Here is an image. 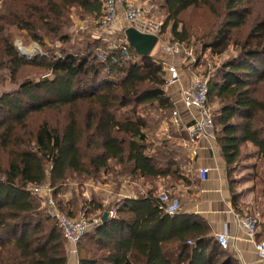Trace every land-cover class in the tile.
<instances>
[{
    "label": "trees",
    "instance_id": "obj_1",
    "mask_svg": "<svg viewBox=\"0 0 264 264\" xmlns=\"http://www.w3.org/2000/svg\"><path fill=\"white\" fill-rule=\"evenodd\" d=\"M162 2L164 31L170 27L172 41L192 48L191 33L181 17L190 9L204 8L214 19L204 50L222 56L231 44L240 49L209 77V99L220 104L215 138L226 164L233 207L238 209L241 194L230 184L233 170L252 158L250 147L258 160H264V0ZM0 3V264H68L61 229L29 189L49 184L57 190L70 179L104 177L110 185L119 186L126 179L140 184V189L110 208L96 199L80 208L76 193L66 206L58 203L71 218L79 208L88 216L116 211V218L80 241L78 264H233L209 238L202 221L186 214L171 217L159 200L160 180L169 186L188 180L183 171L186 149L171 138L160 143L155 134L158 125H170L176 108L166 91L161 61L152 54L140 56L131 47L139 62L119 69L122 79L113 87L97 57L101 40L88 44L84 53L66 48L56 57L48 49L50 55L28 59L14 44L17 33L43 47L45 38L68 44L65 31L71 27L73 10L98 18L102 2ZM245 28L248 35L239 42L235 33ZM30 69L42 72V77L29 76ZM8 86L14 89L6 91ZM127 109L130 113L124 116L115 113ZM48 110L65 111L64 123L51 127L43 122L29 130L31 116Z\"/></svg>",
    "mask_w": 264,
    "mask_h": 264
},
{
    "label": "built area",
    "instance_id": "obj_2",
    "mask_svg": "<svg viewBox=\"0 0 264 264\" xmlns=\"http://www.w3.org/2000/svg\"><path fill=\"white\" fill-rule=\"evenodd\" d=\"M103 5L102 14L98 18H89L79 23L80 30H90L92 28L91 41L101 40L108 42L107 47L98 48L97 57L105 65L104 71L112 82L113 87H117L122 79L121 68L139 62V58L132 52L131 45L126 35L127 29H134L141 34L155 36L157 44L163 52L161 61L166 73V89L180 84L185 79L183 67L195 65L198 59L195 57L193 48H187L185 44L172 41L169 31H164L166 16L162 12L160 5L155 0H100ZM119 27V34L115 35L114 28ZM101 33V34H100ZM111 37H116L113 39ZM112 66L117 68L111 69ZM180 105L174 109L169 124L171 128L178 131L183 130L188 134L186 147L196 144L207 131L214 132L215 111L210 106L209 100V77H199L186 84L180 89ZM192 111L198 112V119H194L192 124L183 126L182 117ZM170 125L165 124L164 132L169 135ZM195 156L196 152H189V156ZM202 179L208 175V169L199 170ZM31 195L42 201L50 211L51 218L61 229L67 241L68 255L76 257L77 247L80 241L89 233L94 232L102 225V216L89 217L86 209H81L74 218L59 209L57 201L54 199L53 188L49 184L34 186L29 189ZM159 200L163 205L165 214L173 217L181 213V202L176 196H172L168 191L159 194ZM109 219L116 218V211L110 210ZM240 226L247 233L250 241L253 242L257 255L264 261V218L257 217L253 213L243 216L236 215ZM216 242L224 250L230 248L231 237L227 232L218 234Z\"/></svg>",
    "mask_w": 264,
    "mask_h": 264
},
{
    "label": "crops",
    "instance_id": "obj_3",
    "mask_svg": "<svg viewBox=\"0 0 264 264\" xmlns=\"http://www.w3.org/2000/svg\"><path fill=\"white\" fill-rule=\"evenodd\" d=\"M113 30L115 35L120 32L118 26ZM190 82H192V79L190 81L183 79L180 84L166 89L175 106L180 105V89ZM182 118L183 126L187 127L192 124L194 119H198V112L192 111ZM164 128L165 125H163V130ZM164 136H166L168 140H170V138L174 139L178 145L186 149L188 163L183 166V171L187 174L188 180L186 184H176L174 186H169L167 181L160 180L157 183L159 194L168 191L173 196H176L181 202L182 210L180 214L197 217L199 221H202L206 227L209 228L210 232L208 236L214 241H216L215 237L218 234L227 232L231 240L230 248L226 251L225 256L231 258L233 264H264V261L259 259L253 242L250 241L247 233L240 226L236 217V215L243 216L247 213H253L257 215V217L264 218V193H261L260 189L259 191L257 190L259 188L255 184L257 180L252 179L248 182L251 186L249 190L245 189V184H241L242 189L239 191V194H241L239 207L235 209L232 203V194L229 187L226 164L222 157L221 148L216 142L215 132L211 130L207 131V133L190 148L185 146L189 137L183 130L178 131L172 129L169 135L163 134V138H165ZM160 139L161 136H157V140ZM250 148L252 152V158L250 159L255 162L252 166V171L256 174L263 175V170L259 171L258 162L264 163V160H258L256 150L252 147ZM193 151L196 152L195 156L191 154V156H189V152ZM200 169H208V175L205 180L202 179L199 172ZM123 182L125 185L130 186L125 187L131 189V191L124 188L125 191L123 194L112 193L111 196L115 198L118 197L120 200L126 198L124 194H127L128 198L134 197L136 193H138L136 192L137 189L134 188L136 183H131L126 179H123ZM262 184L264 183L262 182ZM132 189L135 193L132 192ZM258 192L260 193L259 197H257ZM108 203L109 200H106L102 204L106 206ZM68 264H78V257L69 256Z\"/></svg>",
    "mask_w": 264,
    "mask_h": 264
},
{
    "label": "rangeland",
    "instance_id": "obj_4",
    "mask_svg": "<svg viewBox=\"0 0 264 264\" xmlns=\"http://www.w3.org/2000/svg\"><path fill=\"white\" fill-rule=\"evenodd\" d=\"M163 0H155L156 3L159 5ZM1 4V3H0ZM89 18H94L87 16L85 14H82L80 11L73 10L71 14V27L65 31V34L68 35L70 38V41L68 44L62 43L60 40H54L51 41L47 38H45L44 43L46 47L41 46L39 43L32 41L30 38L27 37L26 34L23 33H17L14 38V44L18 51L21 53L23 49L28 50L30 52L29 56L32 58H35L36 56H44V55H50L48 52V49L53 52V54L56 57H59L61 55V52L63 49L70 48L71 50L74 49L75 52H81L84 53L88 44H95L93 41H91L90 33L92 31V28L89 30H80L78 28L79 23H85L84 21L89 20ZM181 21L183 25L188 29V31L191 33V46L193 50L195 51V57L198 59V63L195 65H190L187 68L183 67L184 71V78L187 79V81H190L191 79L194 80L195 77H210L211 74L218 68L221 64L224 62L230 60L233 57H236L239 54V47L231 44L228 50L222 54V56H212L210 54V51L204 50V45L206 42H208V36L211 33V30L214 25V19L209 13L207 9H190L183 13L181 17ZM167 31H170V27L167 29ZM249 32L248 28L242 29L239 31V33H235V37L239 39L238 41H244V39L247 37ZM94 33V32H93ZM113 39H116V37H111ZM111 39L108 38L107 41L109 42ZM108 42H100L101 45L99 48H105L107 47ZM23 53V52H22ZM21 53V55H22ZM24 54V53H23ZM152 56L157 59L161 60L163 57V52L160 50V45L157 44L153 51ZM28 75L31 77H34L36 79H39L42 77L43 73L38 70H32L30 69L28 71ZM11 89H14L12 86H8L6 88V91H10ZM210 100V99H209ZM210 106L212 107L213 111L218 112L220 109V104L218 101L209 102ZM131 109L127 110H118L116 111V115L118 117H121L124 114H127V112L130 113ZM142 112V111H141ZM64 112L59 113L57 111L48 110L42 114H35L31 116V118L28 121V127L29 130H36L39 125H41L43 122H48L51 127H59L64 123L63 116L65 115ZM143 113V112H142ZM159 127L155 129V134L157 136H161V139L158 140L160 143H163L162 141H165L166 138H163V134L166 135V133L163 130V124L158 125ZM154 130V129H153ZM152 130V131H153ZM154 133V131H153ZM152 133V134H153ZM166 137V136H164ZM3 164L6 167L7 161L4 159ZM255 164L251 159L244 161L243 163H240L235 170L232 172V177L230 179V184L233 183V191H241L242 186L241 184H245V189H248L251 187L248 182L250 180H257L256 185L259 187L257 190L261 191V193H264V182L263 175H264V163L258 162L259 171L263 170V175L256 174L252 171V166ZM243 172V173H242ZM257 178V179H256ZM107 178H101L97 181H82L78 179H70L68 183L63 187L59 189H53L54 199L57 201V203H63L66 204L70 200V197L72 196V193H76V195L79 196V206L82 208L84 204H88L89 201L96 199L99 202L102 201L105 202L106 200H109V203L104 206L106 208L114 207L117 201L120 199L118 197L111 196L112 193L116 194H123L126 187H130L129 185H125L124 182H120V185H110L108 184ZM262 181V182H261ZM124 184V185H123ZM110 186V187H109ZM126 186V187H125ZM140 187V184H136L134 188L138 189ZM239 188V189H238ZM244 189V190H245ZM131 191V189H127ZM234 191V193H235ZM58 192V193H57ZM132 192L135 193V191ZM257 197L260 196V193H257ZM127 194H124V197H127ZM35 202L37 205H39L41 210H45L46 213L50 215V211L45 205V200L42 201L36 197ZM261 198V197H260ZM259 200V199H258ZM79 208V210H80ZM112 210V209H111ZM44 213V212H43ZM96 215L89 217H94ZM51 217V216H50ZM92 233V232H91ZM89 233V234H91ZM87 242L86 239L82 241V243L85 245ZM66 250L68 252V247L66 245Z\"/></svg>",
    "mask_w": 264,
    "mask_h": 264
},
{
    "label": "water",
    "instance_id": "obj_5",
    "mask_svg": "<svg viewBox=\"0 0 264 264\" xmlns=\"http://www.w3.org/2000/svg\"><path fill=\"white\" fill-rule=\"evenodd\" d=\"M126 35L128 38V42L132 48L136 51V53L140 56H150L154 47L157 45L158 39L155 36L144 35L139 33L134 29H127ZM22 53V52H21ZM23 56L30 59V56H27L22 53ZM109 220V213L106 212L102 217V224H105Z\"/></svg>",
    "mask_w": 264,
    "mask_h": 264
},
{
    "label": "bare ground",
    "instance_id": "obj_6",
    "mask_svg": "<svg viewBox=\"0 0 264 264\" xmlns=\"http://www.w3.org/2000/svg\"><path fill=\"white\" fill-rule=\"evenodd\" d=\"M25 55L29 56L30 52L28 50L23 49L22 51Z\"/></svg>",
    "mask_w": 264,
    "mask_h": 264
}]
</instances>
